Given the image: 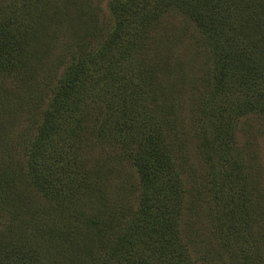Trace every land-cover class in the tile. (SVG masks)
<instances>
[{
  "label": "rangeland",
  "instance_id": "374dc122",
  "mask_svg": "<svg viewBox=\"0 0 264 264\" xmlns=\"http://www.w3.org/2000/svg\"><path fill=\"white\" fill-rule=\"evenodd\" d=\"M36 1L0 0V40L19 35L18 32H21V38L22 34L25 36L31 33L34 25L33 7H39L43 12L37 33L31 34L33 40L22 43L24 50L20 43L12 42L9 51L0 53V185H3L0 187V256L14 248H21L24 252L32 250L31 253L37 256L28 258L25 255L21 259L13 256L7 264H49L47 255L53 249L49 246L51 239L45 232L57 224L61 234L60 243L71 252L78 253L79 248L81 252L76 263L72 262L70 253H67L70 261L66 264H103L114 252V249L105 252L101 245L103 237H110L107 236L110 226L119 222H127L129 226L137 225L138 220L135 219H142L145 215L141 212V196L145 190L130 157L133 155L130 152L137 151L134 142L127 141L129 153H123V159L111 160V167L114 169L111 172L110 169L107 170L108 166L103 160L109 158L107 155L110 151L122 150V147H99L97 133L90 136L99 123L86 122L89 129L84 131L90 139L86 143L88 147L83 146L81 153L87 155L86 165L89 170L95 171L96 177L93 179L94 186L91 180H86L83 189L81 188L84 192L75 197L77 202H73L74 206L67 210L64 204L62 207L57 191L53 190H58L62 184L73 183L75 179L80 181L81 178H74L73 174L62 175L64 178L56 179L51 184L53 187H43L39 182L33 181L31 167L22 150L23 140H31L35 134L34 121H43V115L49 111L65 69L74 63L73 59L85 46L98 51L102 36L111 32L115 22L112 0ZM227 11L231 16L240 18L250 29V34H253L245 43L246 47L250 48L255 43L263 44L258 40L259 35H255L260 29L255 23L258 21L249 20L252 11H238L237 5L230 6ZM9 19H13L11 25ZM260 24L263 26L264 21ZM144 35L140 41L143 48L132 55V61L121 60L120 64H130L135 72H148L149 66L154 64L161 71L162 77L156 76L155 68L151 76H156L162 88L170 87L177 99L181 100L184 106L182 111L186 115L178 111L179 116L185 120L179 122V142H186L190 162L185 165V161L180 160L177 170L189 173L193 166L191 171L194 172L182 176V189L178 192L158 187L160 190L152 195L158 207L150 212L151 216L163 211L160 209L175 211L172 214L181 231V242L186 247L189 258L193 257L196 264H264V125L254 119H243L244 123L242 120V126L245 127L243 132L238 133V143L245 159V173L251 178V182H248L245 192L247 201L245 204L240 201L238 203L232 198L234 194L241 196L242 185L236 181L228 163L221 165L218 161L205 162L200 153V141L189 135L191 124L195 122L194 117L199 116L197 103L202 105L208 94L205 85L213 58L209 34L189 15L171 11L162 23L150 26ZM122 48L124 52L127 51L126 47ZM88 56L91 54L88 53ZM117 59L118 55L110 63L114 64ZM96 94L94 91L93 99L88 103L94 101ZM152 116L155 123L161 124L164 121L162 111L155 112ZM148 130L147 127L136 133L140 144ZM155 130L156 128L153 132ZM176 134L174 126L167 136L175 139ZM69 142L66 148L70 147ZM71 153L67 149L66 155L70 156ZM224 168L232 176H229L225 189L219 186ZM215 173L219 180L217 190L213 181ZM232 180L240 189L231 188ZM59 183L61 186H57ZM228 186L231 189L228 190ZM4 187L11 201L2 200ZM232 214L235 217L245 214L247 218H252L254 227L248 237L235 240V232L229 230L219 219L231 218ZM36 218L39 224L45 225L44 229L42 225L35 223ZM123 227L106 243L110 248L115 245L113 242L121 234ZM85 233L97 237L90 241L83 235ZM222 233L228 239L221 237ZM78 235L79 244H74V236ZM141 241L132 249L135 251L131 253L132 259L138 256L144 260V264H157L155 257L151 261L147 259L148 247ZM88 254L91 255L90 260L87 258ZM245 254L249 255L245 257ZM0 264L6 263L0 261ZM118 264L124 262L119 261Z\"/></svg>",
  "mask_w": 264,
  "mask_h": 264
},
{
  "label": "trees",
  "instance_id": "16d2710c",
  "mask_svg": "<svg viewBox=\"0 0 264 264\" xmlns=\"http://www.w3.org/2000/svg\"><path fill=\"white\" fill-rule=\"evenodd\" d=\"M37 1L36 3H40L41 0ZM111 5L115 20L111 32L102 36L98 51L85 46L73 59L74 63L65 69L64 77L54 92L49 111L43 115V121H34L35 134L31 140H23L22 151L31 167L33 181L39 182L43 187H53L51 184L56 179L62 180V175L73 174L74 178H81L80 181L75 179L73 183L62 184L64 187L59 183L57 186L61 187L53 190L57 191L62 200V207L64 204L67 210L74 206L73 202H77L76 196H81L84 192L81 188L83 189L86 180L93 182L96 177L95 171L89 170L86 165L87 155L81 153L83 146H87L86 143L90 139L84 131L89 129L86 122L99 123L90 135L93 137L97 133L99 147H122V150L110 151L107 155L109 158L103 160L108 166L107 170L110 169L111 172V160L123 159L122 154L129 153L127 141L134 142L137 151L130 152L133 154L130 157L146 191L141 196V212L146 217L135 219L138 220L137 225L129 226L127 222H119L110 226L107 234L110 237H103L101 245L105 252L110 249H114V252L103 264H118L119 261L124 264H144L140 257H131V253L135 252L132 249L140 240L148 247L147 259L150 261L155 257L157 264H196L193 257L189 258L187 249L181 242V231L175 215L172 214L175 211L160 209L163 211L156 212L155 216L150 213L158 207L152 199V195L158 192L156 190H160L158 187L161 190L178 192L182 189V176L188 173L177 170L180 160L183 159L185 165L190 162L186 142H179V122L185 120L179 116L178 111L186 115L182 111L183 103L177 99L170 87L164 89L160 86L156 76L161 78L162 75L157 66L151 64L148 72H135L130 64H120V61H132V55L136 54L139 48H143L140 41L142 36H145L144 33L149 31L150 26L162 23L171 11L189 15L209 34L213 58L205 85L208 94L202 105L197 103L199 116L194 117L195 122L191 124L189 135L200 141V153L205 162L218 161L221 165L228 163L236 181L242 185L243 192L241 196L234 194L232 200L245 204V192L251 178L245 173L247 168L242 148L238 143V133L244 131L245 126L242 124L247 119L260 121L264 125V25L260 24L264 21V0H112ZM232 5H237L238 11H252L249 20L258 21L255 23L260 29L255 35H259L258 40H261L262 45L255 43L250 48L246 47L245 43L253 34H250V29L240 18L229 14L227 9ZM38 8L33 7L34 25L31 33L25 34L24 31V39L21 38V32L10 38H2L0 53L9 51L12 42L20 43L24 47L22 43H30L33 40L31 34L36 32L43 17V12ZM11 21L13 19H9V25ZM122 46L127 48L126 52ZM88 53L91 56H88ZM116 55L118 59L111 64L110 60ZM154 68L156 76L152 77ZM94 91L97 92L95 99L88 103L93 99ZM159 111H162L164 120L161 124L155 123L152 116ZM174 126L177 134L175 139H170L167 134ZM147 127L149 130L144 133L140 144L136 133L144 131ZM68 142L70 147L66 148ZM67 149L72 152L70 156L66 155ZM191 169L188 175L194 173ZM229 176L231 175L224 168L220 188L227 185ZM213 181L217 190L216 184L219 180L216 173ZM230 184L232 189H240L236 182ZM231 188L227 187L228 190ZM6 190L4 187L1 198L11 201ZM13 213L14 211L11 212ZM37 219L35 223L42 225ZM219 219L229 230L235 232V240L248 237L254 227L252 218H247L245 214L238 217L232 214L231 218ZM49 222L50 220L46 226ZM42 227L44 229L45 225ZM121 227L123 231L114 240L115 245L110 248L106 243L111 241L112 236L117 235ZM45 234L51 239L49 246L53 249L47 255L49 264H66L70 261L67 253H70L72 262H77L81 256L80 248L78 253H74L60 243L61 234L57 224ZM83 235L90 241L97 237L88 233ZM224 235L222 233L221 237L228 239ZM79 239L80 235L74 236V244H79ZM243 242L239 244V249ZM31 251L24 252L21 248H14L0 256V261L7 264L13 256L21 259L25 255L28 258L36 255ZM247 255L249 254H245V257ZM87 258L90 260L91 255L88 254Z\"/></svg>",
  "mask_w": 264,
  "mask_h": 264
}]
</instances>
